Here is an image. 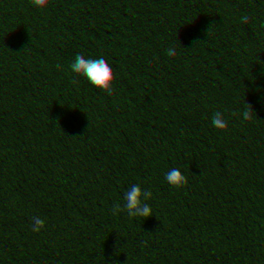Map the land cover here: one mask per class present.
Segmentation results:
<instances>
[{
  "label": "trees",
  "instance_id": "1",
  "mask_svg": "<svg viewBox=\"0 0 264 264\" xmlns=\"http://www.w3.org/2000/svg\"><path fill=\"white\" fill-rule=\"evenodd\" d=\"M214 28L251 90L194 71ZM216 91L264 97V0H0V264H264V99L230 126Z\"/></svg>",
  "mask_w": 264,
  "mask_h": 264
},
{
  "label": "clouds",
  "instance_id": "2",
  "mask_svg": "<svg viewBox=\"0 0 264 264\" xmlns=\"http://www.w3.org/2000/svg\"><path fill=\"white\" fill-rule=\"evenodd\" d=\"M33 2L40 5L43 0ZM155 54L154 49H148L141 54V59L148 62L149 56ZM251 63L246 36L225 28H214L210 41L191 53V64L201 81L211 86L222 80L225 85L241 93L252 88L251 81L241 71L242 66ZM262 99L264 97L259 92L251 97L241 95L234 98L227 91H216L209 97L210 112L230 126H238L246 120L259 122L262 119ZM21 143L16 127L0 120V187H7L16 175ZM258 184L264 186V175L259 178Z\"/></svg>",
  "mask_w": 264,
  "mask_h": 264
}]
</instances>
